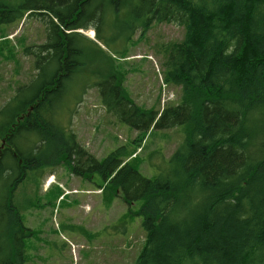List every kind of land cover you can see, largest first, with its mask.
<instances>
[{"label":"trees","instance_id":"trees-1","mask_svg":"<svg viewBox=\"0 0 264 264\" xmlns=\"http://www.w3.org/2000/svg\"><path fill=\"white\" fill-rule=\"evenodd\" d=\"M109 8L129 14L128 24L115 23L116 39L137 30L143 39L154 23L184 28L182 39L164 45L163 82L181 93L170 103L175 94L164 90L161 110L130 98L127 72L112 61L93 73L107 112L138 132L137 145L155 129L184 127L156 178L132 165L125 146L98 159L78 141L72 116L68 125L58 118L68 82L93 62L108 63L109 51L125 52L104 35ZM32 17L44 22L45 42L25 46L34 69L0 107V264H25L33 233L14 202L17 188L30 173L62 164L77 177L99 174L108 202H143L136 214L145 238L133 264H264V0H0V26Z\"/></svg>","mask_w":264,"mask_h":264},{"label":"rangeland","instance_id":"rangeland-1","mask_svg":"<svg viewBox=\"0 0 264 264\" xmlns=\"http://www.w3.org/2000/svg\"><path fill=\"white\" fill-rule=\"evenodd\" d=\"M101 7L99 1L91 6V24L97 22ZM107 11L104 35L113 39L110 45L112 50L124 47L125 52L114 54L109 51L111 54L105 59L108 63L93 62L68 82L58 118L68 125L72 116L71 128L77 134L78 141L98 159L125 146L132 165L146 177L156 178L166 166V161L183 143L184 127L155 129L139 144L140 150H136L139 145L134 143V139L138 132L107 112L93 73L107 71L112 61L117 72H127L124 85L129 97L143 108L161 110V89L168 90L169 87H165L163 82L164 45L182 39L184 28L176 24L154 23L143 39H138V30L128 40L116 39L119 28L114 26L115 23L128 24L129 14L126 9L119 11V14L111 8ZM39 21L44 23L32 17L19 25L11 23L0 26V40L8 38L0 42V107L15 94L19 83L26 82L27 72L34 69V57L26 55L24 48L27 44L45 42V24ZM79 31L91 39L95 37V33L93 36L89 34L91 30ZM124 54L127 57L123 59ZM8 59L12 62L5 66ZM14 64H18L19 68H14ZM3 67H6L5 72ZM32 73L35 74V71ZM169 90L175 94L174 101L170 103L177 102L180 90L174 87H169ZM135 150L137 158L132 159ZM51 181L53 186L48 190L47 184ZM103 185L104 180L99 174L92 179L77 177L70 166L62 164L55 173L48 171L42 173L41 177L33 173L17 188L16 205L26 207L24 199L34 201L28 210L23 207L19 209L25 224L33 230L32 236L26 239L25 264L134 263L145 238L141 216L136 214L143 202L137 201L129 206L121 196L113 197L108 202L97 191ZM65 191V198L59 199V195Z\"/></svg>","mask_w":264,"mask_h":264},{"label":"bare ground","instance_id":"bare-ground-1","mask_svg":"<svg viewBox=\"0 0 264 264\" xmlns=\"http://www.w3.org/2000/svg\"><path fill=\"white\" fill-rule=\"evenodd\" d=\"M89 34H90L91 36H93V35H94V32L91 30V31L89 32Z\"/></svg>","mask_w":264,"mask_h":264}]
</instances>
